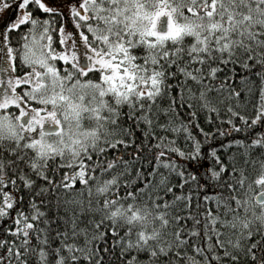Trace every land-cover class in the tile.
Here are the masks:
<instances>
[{"label":"snow or ice","instance_id":"1","mask_svg":"<svg viewBox=\"0 0 264 264\" xmlns=\"http://www.w3.org/2000/svg\"><path fill=\"white\" fill-rule=\"evenodd\" d=\"M0 264H264V0H0Z\"/></svg>","mask_w":264,"mask_h":264}]
</instances>
